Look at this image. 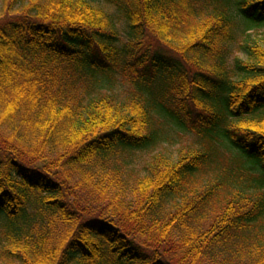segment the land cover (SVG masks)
I'll return each instance as SVG.
<instances>
[{
  "label": "trees",
  "instance_id": "1",
  "mask_svg": "<svg viewBox=\"0 0 264 264\" xmlns=\"http://www.w3.org/2000/svg\"><path fill=\"white\" fill-rule=\"evenodd\" d=\"M104 1L127 42L89 0H2L0 264H264V46L230 62L235 17L264 25V0ZM115 71L125 99L96 90ZM155 117L207 147L110 174Z\"/></svg>",
  "mask_w": 264,
  "mask_h": 264
},
{
  "label": "rangeland",
  "instance_id": "2",
  "mask_svg": "<svg viewBox=\"0 0 264 264\" xmlns=\"http://www.w3.org/2000/svg\"><path fill=\"white\" fill-rule=\"evenodd\" d=\"M95 6L105 10L111 15H114L118 20V27L120 29L121 37L123 42L128 41V25L126 20L119 14L117 9L104 0H89ZM2 7V0H0V10ZM235 22L237 24L236 28V39L232 44L231 50L232 55L230 62L232 63L234 58L246 59L245 51L243 47L246 45L257 44L259 46H264V25H252L243 21L240 17H235ZM144 46L150 44L152 50L157 46V41L153 38L146 39L143 41ZM161 47V45L159 46ZM159 47L157 49H159ZM161 51L165 54L172 55L170 52L161 48ZM123 74L119 71L110 73V75L99 76L97 89L101 93L115 94L118 97L125 99L130 89L129 84L124 81ZM156 118V117H155ZM157 119V118H156ZM156 128L158 132L156 143L145 151H131L120 153L113 160V166L109 167L110 174L121 175V179L132 182L136 178L144 177L148 174V168L154 157L162 155L177 161L178 157L182 152L188 150H200L206 148L205 137L201 133L191 132L182 128H179L172 124L170 121L166 122L164 120L157 119ZM216 148L221 154L226 156L228 160H234V158L239 157V153L236 149L227 145L223 141L219 140L214 143ZM72 200H83L82 206L78 207L83 211L82 207L88 209L85 212L87 219L97 218L100 214L97 209L91 205L90 200L85 199L84 193L77 189L76 193L72 192ZM2 223L0 224V242L3 239ZM1 247V246H0Z\"/></svg>",
  "mask_w": 264,
  "mask_h": 264
}]
</instances>
